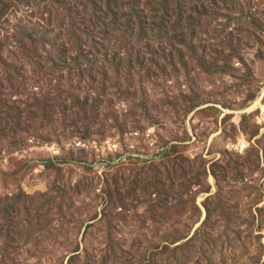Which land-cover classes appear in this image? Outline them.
Instances as JSON below:
<instances>
[{"label": "rangeland", "instance_id": "374dc122", "mask_svg": "<svg viewBox=\"0 0 264 264\" xmlns=\"http://www.w3.org/2000/svg\"><path fill=\"white\" fill-rule=\"evenodd\" d=\"M30 3L0 22V264H264V0L169 38Z\"/></svg>", "mask_w": 264, "mask_h": 264}, {"label": "trees", "instance_id": "16d2710c", "mask_svg": "<svg viewBox=\"0 0 264 264\" xmlns=\"http://www.w3.org/2000/svg\"><path fill=\"white\" fill-rule=\"evenodd\" d=\"M32 0H0V22L6 21V17L12 9L18 5ZM42 3L49 2L53 7L58 8L64 14L66 20L71 23V34L82 33L77 21L73 16L80 14L75 9L73 2L82 4L84 12L83 26L89 24L92 30L111 36L122 30H131L132 35L137 31L145 36H170L184 37L190 30L200 27L199 20L213 12L214 9H207L202 0H38ZM143 4L153 13L154 20L149 23L144 18L141 7ZM36 6H39L36 5ZM145 7V8H146ZM55 10V9H54ZM57 11V10H55ZM174 19L175 21H172ZM81 25V26H82ZM87 27V26H86ZM84 30V34L88 32ZM23 38L20 37V46H23ZM129 45H127L128 47ZM159 253V257L162 255ZM172 263V262H171Z\"/></svg>", "mask_w": 264, "mask_h": 264}]
</instances>
